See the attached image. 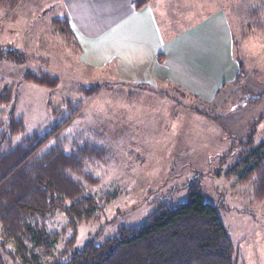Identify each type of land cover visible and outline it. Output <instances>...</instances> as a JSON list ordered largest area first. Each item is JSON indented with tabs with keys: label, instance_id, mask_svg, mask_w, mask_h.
Listing matches in <instances>:
<instances>
[{
	"label": "rangeland",
	"instance_id": "374dc122",
	"mask_svg": "<svg viewBox=\"0 0 264 264\" xmlns=\"http://www.w3.org/2000/svg\"><path fill=\"white\" fill-rule=\"evenodd\" d=\"M11 2L0 5V47L19 50L26 62L0 60V95L5 88L13 95L12 103L0 106V135L8 133L13 115L24 121L25 131L7 135L12 146L69 120L43 153L58 145L72 153L86 143L108 153L105 163L87 169L98 179L96 186L77 177L93 196L111 199L96 219L81 225L75 247L91 238L101 243L123 226L141 225L159 204L185 202L189 188L198 185L216 208L238 264H264V199L257 195V179L242 181L243 172L236 168L252 151L264 155V0H177L178 9L164 5L175 36L176 30L196 25L195 19L203 22L195 31L202 29L209 38L219 32L210 17L220 14L228 22L230 60L218 56L215 65V72L227 75H206L212 86L198 89L168 80L123 81L115 59L103 68L85 64L76 37L66 38L53 24L66 13L59 0H19L9 7ZM182 39L170 47L179 48ZM237 60L243 66L239 79ZM27 72L58 77L60 85L51 90L26 82ZM254 125L253 146L242 145ZM35 222L60 236L55 255L63 250L71 238L66 213L56 210ZM4 262L15 264L7 256Z\"/></svg>",
	"mask_w": 264,
	"mask_h": 264
},
{
	"label": "trees",
	"instance_id": "16d2710c",
	"mask_svg": "<svg viewBox=\"0 0 264 264\" xmlns=\"http://www.w3.org/2000/svg\"><path fill=\"white\" fill-rule=\"evenodd\" d=\"M6 1L0 0V5ZM148 1L136 0L135 11H140ZM18 2L12 0L9 7ZM53 24L63 36L75 40L67 13ZM75 45L80 49L78 43ZM0 60L24 64L26 57L17 49L0 47ZM158 60L161 62L162 56ZM237 62L239 79L243 66ZM24 80L51 90L60 85L58 77L46 74L27 72ZM4 92L0 95V106L12 103V90L5 88ZM197 99L206 107L205 101ZM69 122L55 126L44 136L36 133L26 136L20 144L12 146L10 140L6 141L7 135L25 131L24 121L13 115L8 133L0 135V264H5V256L15 264H238L235 246L216 208L206 202L198 185L189 188L185 202L169 200L159 204L141 225L123 226L115 236L101 243L91 238L76 248L81 225L96 219L111 196L97 198L77 179L82 178L90 186L98 184L87 169L106 162L108 153L103 147L86 143L67 153L58 145L42 152ZM255 132L254 125L248 141L241 144L253 146ZM260 149L264 150V145ZM236 168L243 172L242 181L257 179V195L264 199V155L252 151ZM56 210L66 213L69 219L66 229L71 238L55 255L60 236L48 233L35 219Z\"/></svg>",
	"mask_w": 264,
	"mask_h": 264
},
{
	"label": "crops",
	"instance_id": "0c3cea01",
	"mask_svg": "<svg viewBox=\"0 0 264 264\" xmlns=\"http://www.w3.org/2000/svg\"><path fill=\"white\" fill-rule=\"evenodd\" d=\"M135 1L59 0L80 44L85 64L103 68L115 59L123 81L154 84L168 80L186 89L211 87L212 82L206 83L205 77L219 79L227 75L224 70L215 72L217 59L223 56L228 62L231 55L225 44L230 28L226 19H220V14L208 19L213 21L214 29L219 30L211 38L202 33V29L195 31L203 23L196 19L193 20L196 25L176 30L179 36H175L172 35L173 23L168 29L165 19L169 16L165 18L164 7L170 4L178 9L174 4L177 0H149L138 12L134 8ZM183 20L181 16L177 23L182 24ZM190 30L194 34H190ZM169 32L171 35H166ZM181 37L179 48L170 47L174 39Z\"/></svg>",
	"mask_w": 264,
	"mask_h": 264
}]
</instances>
